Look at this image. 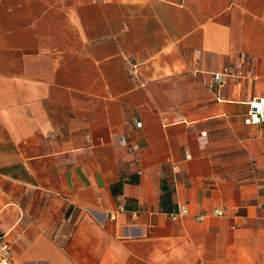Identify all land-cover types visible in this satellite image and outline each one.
Listing matches in <instances>:
<instances>
[{
    "label": "crops",
    "instance_id": "obj_1",
    "mask_svg": "<svg viewBox=\"0 0 264 264\" xmlns=\"http://www.w3.org/2000/svg\"><path fill=\"white\" fill-rule=\"evenodd\" d=\"M254 98L264 0H0L10 264H264Z\"/></svg>",
    "mask_w": 264,
    "mask_h": 264
},
{
    "label": "built area",
    "instance_id": "obj_2",
    "mask_svg": "<svg viewBox=\"0 0 264 264\" xmlns=\"http://www.w3.org/2000/svg\"><path fill=\"white\" fill-rule=\"evenodd\" d=\"M241 64L238 65L239 73H243L241 70ZM215 82L218 84L222 82V77L219 75H213ZM249 110L247 113V122L250 125H264V98L256 99L250 101L248 103ZM137 126H141V123L138 122ZM126 144V141L123 140V145ZM179 211L176 213L171 214L172 219H177L180 217H184L185 215L189 214V210L186 206L181 207L178 209ZM217 215H222V211H216ZM205 215L200 214L197 217V221H201L205 219ZM11 246L7 243L2 236H0V264H10L11 263Z\"/></svg>",
    "mask_w": 264,
    "mask_h": 264
},
{
    "label": "trees",
    "instance_id": "obj_3",
    "mask_svg": "<svg viewBox=\"0 0 264 264\" xmlns=\"http://www.w3.org/2000/svg\"><path fill=\"white\" fill-rule=\"evenodd\" d=\"M117 188L113 189V192L116 193ZM168 197H171L170 194H168V191L165 186H163V198H162V206L165 205L166 200Z\"/></svg>",
    "mask_w": 264,
    "mask_h": 264
}]
</instances>
